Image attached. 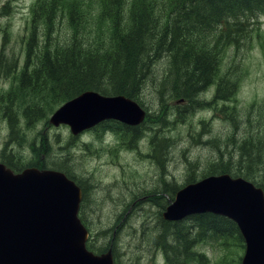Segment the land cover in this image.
Returning <instances> with one entry per match:
<instances>
[{"label":"rangeland","instance_id":"374dc122","mask_svg":"<svg viewBox=\"0 0 264 264\" xmlns=\"http://www.w3.org/2000/svg\"><path fill=\"white\" fill-rule=\"evenodd\" d=\"M36 1L15 0L9 11L0 12V53L16 63L15 70L12 65L7 73L0 68V93L10 97L8 101L16 95L9 103L8 116H0V156L4 151L12 153L11 146L15 145L21 150L16 154L26 165L39 160L47 164L65 161L85 184L81 215L90 235L97 236V247L107 245L115 234L119 264L121 249L126 250L130 264H140L141 259L145 264H155L156 253L162 250L157 243L159 235L154 234L163 231L162 205L166 206L172 198L162 191L166 172L175 176L178 182L174 184L180 186L190 175L199 179L210 172V167L220 159L232 160V164L237 161L251 175L255 174L264 186V13L254 19L249 17V24L245 23L243 35L236 42L225 40L218 48L220 77L229 75L236 83L230 101L217 100L215 86L200 95L203 103L190 107L180 103L169 88L158 93L157 77L163 78L169 70L167 61H159L151 69V74L157 76L156 84L146 85L140 96L150 118L135 139L124 137L110 126L73 137L68 126L54 127L48 122L52 112H47L42 120L28 121L22 109L30 107L25 105V97H31L15 91L17 72L26 65V45L33 31ZM66 1L63 0L62 9L67 19L64 15L58 19L52 39L66 43L78 37L96 46L111 41L113 23L103 12V0H69L76 3L78 11H83L87 21L78 30L70 27L67 10L70 5ZM122 1L126 9L132 3ZM145 1H154L159 6L169 2ZM36 32L41 40L42 29L36 26ZM218 35L215 32L213 38ZM18 97L23 104L17 102ZM159 116L165 122H160ZM10 117L14 119V129ZM155 132L168 138L164 146L153 138ZM24 149L30 151L31 158L22 156ZM197 160L204 162L198 171L192 163ZM261 170L263 174H259ZM193 249L203 255L193 264H238L244 252L234 238L200 241Z\"/></svg>","mask_w":264,"mask_h":264},{"label":"trees","instance_id":"16d2710c","mask_svg":"<svg viewBox=\"0 0 264 264\" xmlns=\"http://www.w3.org/2000/svg\"><path fill=\"white\" fill-rule=\"evenodd\" d=\"M173 1L171 12L162 18L160 9L148 3L137 2L132 4L129 10H125L124 5L121 6V0H103V12L113 23L111 41L104 46L88 45L78 37H72L66 43L52 39V30L58 19L62 15L67 19L66 11L62 9L63 0L36 1L33 31L26 45V65L17 72L18 82L15 90L22 91L21 95L29 94L31 97H25V105L31 109L28 110L26 107L22 109L28 121L42 120L47 112L86 91L99 92L105 96L124 95L140 102L144 87L149 83L156 84L157 76L151 74V69L159 59L169 61V70L162 79L157 77L158 93L169 88L177 99H184L192 105L198 103V95L202 91L217 82V97L230 99L236 90L235 80L229 75L218 77V57L213 53L215 45L212 44V49H207L203 43L200 45L202 35L208 30V26L212 25L214 19H220L223 14L235 16V23H239L241 21L236 16L242 12L256 13L264 10V0ZM66 2L70 5L67 9L70 27L75 30L85 27L87 21L84 20L83 11L76 9L74 1ZM1 11H8V4L2 6ZM191 19L196 20L190 21ZM188 25H192L189 29L191 33L194 31L192 36L186 34ZM36 26L43 31L41 40L36 32ZM237 27L232 38L236 37L239 30L243 32L241 25ZM232 31V28L230 30L227 27V34ZM230 38L231 34L227 36V39ZM12 65L15 70L16 63L0 53V68L2 67L3 72H9ZM15 97L16 95H12L8 101L10 97L0 93V116H8L9 103H12ZM16 100L23 104L21 98L18 97ZM159 108L157 105V109ZM158 118L160 122L165 120L163 116ZM13 120V117H10L12 129L15 123ZM105 124L121 130L124 137L129 134L131 137L136 136L134 129L130 127L109 122ZM99 128L102 129V126ZM1 158L16 172L24 168V165H20L19 156L14 152L9 155L3 152ZM253 158L257 159L255 156ZM39 161L41 162L29 166L62 171L78 184H83L81 178L66 166L65 161L49 164L43 160ZM216 166L222 172H229L226 163H219ZM258 185L263 186L261 183ZM192 219V224L186 227L181 224L165 223L164 237L161 239L170 262L178 250L186 260L192 256L196 258L195 253L190 252L196 234L200 239L210 241L234 238L244 247L239 229L233 221L209 213ZM194 228L196 230L192 232ZM169 236L172 237L174 244L168 243ZM89 248L98 253L102 252L92 245H89Z\"/></svg>","mask_w":264,"mask_h":264},{"label":"water","instance_id":"95a60500","mask_svg":"<svg viewBox=\"0 0 264 264\" xmlns=\"http://www.w3.org/2000/svg\"><path fill=\"white\" fill-rule=\"evenodd\" d=\"M145 111L124 96L85 92L57 110L50 123L74 135L104 120L139 125ZM80 188L63 173L28 168L15 173L0 163V264H113L111 250L95 255L78 218ZM212 212L233 219L246 242L242 264H264V193L242 178L210 176L181 190L167 220Z\"/></svg>","mask_w":264,"mask_h":264},{"label":"clouds","instance_id":"9594fccd","mask_svg":"<svg viewBox=\"0 0 264 264\" xmlns=\"http://www.w3.org/2000/svg\"><path fill=\"white\" fill-rule=\"evenodd\" d=\"M264 19V18H262ZM11 150L14 152V153H17V154H20L21 153V150L20 149H17L15 145H12L11 146ZM22 156L24 158H31V154H30V151L28 149H24L22 151ZM193 165H195V169L198 171L200 169V167L203 166L204 162L203 161H193L192 162ZM187 175V173H186ZM164 182H167V183H177V178L173 175H171V173H168L166 172L165 173V176H164ZM154 235L158 236L159 235V232L155 233ZM168 243H174L173 239L171 236L168 237ZM119 254H120V258H121V264H130L129 262V257H128V254L126 252V250H119ZM156 256H157V259L155 261V264H165L164 262V259H163V252L162 251H157L156 253ZM140 264H145L144 260H140Z\"/></svg>","mask_w":264,"mask_h":264},{"label":"bare ground","instance_id":"6f19581e","mask_svg":"<svg viewBox=\"0 0 264 264\" xmlns=\"http://www.w3.org/2000/svg\"><path fill=\"white\" fill-rule=\"evenodd\" d=\"M162 78V77H161ZM158 79V78H157ZM159 80V79H158ZM196 93V92H195ZM194 94V93H193Z\"/></svg>","mask_w":264,"mask_h":264}]
</instances>
